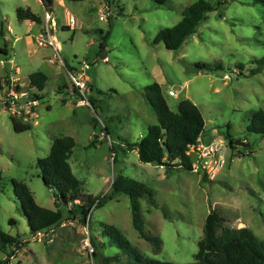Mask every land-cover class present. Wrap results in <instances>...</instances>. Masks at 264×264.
<instances>
[{"label":"rangeland","instance_id":"obj_1","mask_svg":"<svg viewBox=\"0 0 264 264\" xmlns=\"http://www.w3.org/2000/svg\"><path fill=\"white\" fill-rule=\"evenodd\" d=\"M194 1L167 0L163 6H156L153 0H57L54 3L58 26L53 34L63 61L89 64L92 107L76 105L70 98V84L63 66L43 59L45 53L52 55L53 51L38 48L34 42L31 46L35 51L29 55L23 40L11 47L15 35L41 32L40 24L18 20L16 8L28 7L43 18L41 1L0 0V30L5 31V38L0 33V46L7 45L9 51L7 55L0 54V76L10 66L20 68L16 75L20 82L38 68H45L48 76L31 123L5 109L4 90H0L3 177L0 231L18 235L21 240L10 257L0 250V260L7 258L8 264H123L126 261L121 254V262L107 263L105 257L118 250L109 245L100 248L93 257L88 250V245L92 248L88 226L81 224L78 217L65 216L39 239L30 233L11 179L26 184L38 205L59 208L66 214L63 204L54 203V191L44 185L36 166L38 158L48 155L52 140L62 136L74 139L68 163L83 193L93 196L110 193L111 180L118 173L144 182L153 190V202L143 197L139 204L144 230L160 239L158 252L133 228L130 201L124 194L107 198L92 210L91 225L94 230L99 229L94 231L95 235L101 230L98 224H112L142 254L192 264L197 242L203 235L205 216L216 209L222 215L223 227H247L264 240V137L247 130L253 113L264 112V67L251 74L256 68L254 59L264 55V5L254 0H226L218 9L208 12L207 18L179 49H166L162 42L152 44L158 30L176 24L183 9ZM67 14L74 17L73 22L68 21ZM66 23L69 28H60V24ZM101 41H104L102 49ZM1 60H5L6 68ZM196 61L221 62L224 69L201 72L189 66ZM152 82L161 85L173 111L180 99L191 100L204 119L203 139L221 140L227 146V162L214 178L202 182L201 172L169 170L141 162L136 151L126 147L127 141H138L148 125L157 123L143 90ZM170 90L173 95L169 94ZM10 116L30 123V128L16 132ZM102 131L104 137L100 138ZM229 139L233 140L232 147ZM188 153L193 156L190 150Z\"/></svg>","mask_w":264,"mask_h":264},{"label":"trees","instance_id":"obj_2","mask_svg":"<svg viewBox=\"0 0 264 264\" xmlns=\"http://www.w3.org/2000/svg\"><path fill=\"white\" fill-rule=\"evenodd\" d=\"M166 1L153 0L156 6H163ZM42 2L44 9L52 11L54 0ZM225 3L226 0H196L190 3L183 9L182 17L176 24L158 30L152 44L162 42L166 49H179L185 39L194 34L198 25L207 18L208 12L218 9ZM254 3L264 5V0H254ZM16 17L20 21H33L37 24L42 22L41 17L28 7H17ZM106 36L107 33L102 38ZM99 47L100 49L104 47V41L100 42ZM253 62L256 63V68L251 70V74L264 67V55L254 59ZM189 66L201 72H215L224 69L221 62L196 61ZM239 67H242V64H239ZM46 80L47 76L43 72L33 71L28 75L27 84L24 87L17 85L16 89L34 88L36 91L33 93V97L40 100V92L43 90ZM90 89L93 90L91 87ZM143 90L146 101L156 115L157 123L148 125L146 133L138 141H127L126 147L135 150L141 162L152 163L169 170L192 171L193 157L188 151L197 143L198 138L202 137L204 128V119L199 108L188 98H183L178 101L176 111L171 110L158 82L145 85ZM89 99L94 107V98L91 94ZM10 119L16 132L30 128V123H22L13 116H10ZM247 130L259 133L264 137V112L262 110L253 113ZM104 131L108 133L106 127ZM226 138H229L228 131ZM74 144V139L71 136L56 137L52 140L48 155L38 158L36 162L44 185L54 191V203L63 204L67 208L66 214L59 208L53 210L38 205L26 184L11 179L13 192L20 202L21 211L27 220L30 233L48 230L60 224L65 216L71 215L72 218L78 217L81 224H87L93 257L98 255L100 248L109 245L118 250L105 257L107 263L121 262L120 255L123 254L126 259L123 264H180L142 254L131 245L122 231L112 224H98L101 228L100 233L99 235L94 234V231H99V229L94 230L91 225L92 210L101 206L107 198L111 199L116 195L124 194L130 201L133 228L139 237L154 246L155 252L160 249L159 237L150 235L144 230V221L140 212V198L144 197L150 203L153 202L151 187L144 182L118 173L111 180L110 193H105L102 196L83 193L80 181L74 177L68 163ZM232 144L233 140L229 139L230 147ZM2 179L0 174V182ZM209 180L206 174L202 173L201 181ZM9 222L14 223V219H10ZM222 222V215L216 209H211L207 213L203 223V235L197 242V251L192 264H264V240L258 239L247 227L226 228L223 227ZM98 238H103V240L100 241ZM20 241L18 235L13 236L0 231V250L5 252L7 257H10L19 247ZM0 264H8V259L0 260Z\"/></svg>","mask_w":264,"mask_h":264},{"label":"built area","instance_id":"obj_3","mask_svg":"<svg viewBox=\"0 0 264 264\" xmlns=\"http://www.w3.org/2000/svg\"><path fill=\"white\" fill-rule=\"evenodd\" d=\"M71 22L74 20L71 19ZM56 20L53 11L44 9L43 14V30L38 33L35 38V42L38 47H53V55L49 58L52 63H57L63 66L65 75L68 78L70 84V90L72 97L75 100L76 105L79 106H91L89 95L91 93L90 84L88 80L89 64L87 61L77 62L75 65L66 66L62 59L60 50L55 45V37L53 35L54 27L56 26ZM103 60H107V57H103ZM12 62L11 59L7 60ZM1 64L5 65V60H1ZM6 84L4 90L3 105L5 109L12 115H22L27 122L31 123L34 116V107L37 105V99L33 97L35 89L21 88L16 89L19 85L15 80H11ZM170 95H173V91H169ZM104 137V132H100V138ZM226 145H223L221 140H204L202 137L198 138L197 143L190 148V152L193 153L192 168L193 171L205 173L208 179L215 177L216 173L226 164L227 158L225 151ZM93 208V207H92ZM91 208V209H92ZM45 230L37 231L33 235L34 239H39L44 235ZM88 250L92 253V248L88 245Z\"/></svg>","mask_w":264,"mask_h":264},{"label":"crops","instance_id":"obj_4","mask_svg":"<svg viewBox=\"0 0 264 264\" xmlns=\"http://www.w3.org/2000/svg\"><path fill=\"white\" fill-rule=\"evenodd\" d=\"M41 1V0H40ZM57 0H54V3L56 2ZM41 3H42V6H43V2L41 1ZM54 5V4H53ZM43 8H44V6H43ZM52 11H53V13L55 14V11H54V6H53V9H52ZM55 17V16H54ZM41 19H42V22H41V30L40 31H42V29H43V18L41 17ZM67 19H68V21H70L71 19H73L74 20V17L71 15V14H67ZM24 21H27V20H24ZM28 22H30L31 24H33L34 22L33 21H28ZM37 24V23H36ZM58 26V25H57ZM70 27V26H69ZM68 27V25H67V23L66 24H60V28H62V29H64V28H69ZM72 27V26H71ZM29 29V28H28ZM39 33V32H38ZM1 34H2V36L5 38V31L2 29V32H1ZM38 35V34H37ZM37 35H29V34H25V35H18V36H14V39H13V41L11 42V47L17 42V41H19V40H23V47L26 49V52L29 54V55H31L32 54V52H34L35 51V49H32V44L35 42V38H36V36ZM54 35V34H53ZM54 37H55V45H56V47L60 50V47H59V44L57 43V41H56V36L54 35ZM35 44H36V42H35ZM100 44V43H99ZM36 46H37V44H36ZM38 47V46H37ZM39 48V47H38ZM45 49H47V50H49V51H53V47H51V46H46V47H44ZM8 48H7V45H4V46H0V54H3V55H7L8 54ZM52 55H53V53H52ZM52 55H50V54H47V53H45L44 54V57H43V59L45 60H47V61H49V58H51L52 57ZM12 60V59H11ZM50 62V61H49ZM54 64H56V65H58L57 63H54ZM76 64V63H75ZM74 63H72V64H66V66H71V65H75ZM2 65V64H1ZM2 66H4V65H2ZM4 68H6L5 66H4ZM35 71H41V72H43L46 76H47V73H46V70H45V68H38V69H36ZM18 72H20V68L18 67V66H15L14 67V69H12V66H10L9 67V69L6 71V73L4 74V75H2V76H0V84L3 86L2 88L0 87V90L2 89V91L3 90H5L4 89V85H6L5 83H8L9 81H11V80H15L16 81V83L18 84L19 83V85L20 84H27V82H28V75L31 73H28L27 74V76L26 77H22L21 78V80H23V82H20L19 80H20V77L19 76H16L17 74H18ZM33 72V71H32ZM47 78H48V76H47ZM4 82V83H3ZM89 84H90V87L91 86H93L92 85V83H90V81H89ZM93 88V87H92ZM66 90L67 89H65L64 91L66 92ZM93 91V90H92ZM42 97V96H41ZM70 98H72L73 99V97H72V93H70ZM204 135V134H203ZM205 138H207V136H205ZM133 151V150H132ZM135 151V150H134Z\"/></svg>","mask_w":264,"mask_h":264},{"label":"water","instance_id":"obj_5","mask_svg":"<svg viewBox=\"0 0 264 264\" xmlns=\"http://www.w3.org/2000/svg\"><path fill=\"white\" fill-rule=\"evenodd\" d=\"M41 1H44V0H41ZM234 143H237V141H235ZM241 144H243V142Z\"/></svg>","mask_w":264,"mask_h":264}]
</instances>
